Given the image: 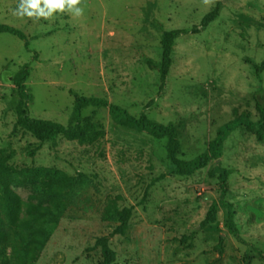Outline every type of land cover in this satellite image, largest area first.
Listing matches in <instances>:
<instances>
[{
    "label": "rangeland",
    "instance_id": "rangeland-1",
    "mask_svg": "<svg viewBox=\"0 0 264 264\" xmlns=\"http://www.w3.org/2000/svg\"><path fill=\"white\" fill-rule=\"evenodd\" d=\"M219 1V16L206 28L176 39L160 91L159 69H149L147 60L156 66L161 61L162 28H191ZM17 3L0 0V23L20 29L29 42L27 47L18 36L0 33V149L14 152L7 165L18 169L86 175L61 195L48 193L40 182L9 184L24 202L22 223L50 231L43 244L41 236L28 233L23 263L102 264L96 239L116 225L115 208L132 207L127 232L109 242L116 264H211L219 257L221 237L216 264H264V140L245 128L226 138L220 159L151 187L167 171L166 138L114 121L106 107L82 110V144L59 135L54 146L13 129L15 77L28 64L30 116L73 124V89L106 98L132 115L174 123L180 157L199 156L224 123L238 115L258 119L253 95L264 86V71L258 75L254 65L264 60V0H81L82 16L62 13L38 22L13 16ZM222 167L233 171L224 199L233 204L238 235L227 227L221 204L217 222L199 229L209 205L220 201Z\"/></svg>",
    "mask_w": 264,
    "mask_h": 264
},
{
    "label": "trees",
    "instance_id": "trees-1",
    "mask_svg": "<svg viewBox=\"0 0 264 264\" xmlns=\"http://www.w3.org/2000/svg\"><path fill=\"white\" fill-rule=\"evenodd\" d=\"M221 8L222 2L219 1L213 9L204 15L199 24L191 28L170 30L162 28L161 61L159 65L156 66L152 59L147 60L149 69H159L161 80L160 91L166 86L167 77L172 65V52L176 39L183 35L199 33L219 16ZM2 32L16 35L22 40H25V46L28 47L29 42L27 36L15 26L7 23H0V33ZM36 56L37 54H35V57ZM254 68L258 75L263 72L264 60L261 63L255 64ZM29 73L28 64H24L15 77L18 100L15 106L17 118L13 125L14 130L21 127L31 132L41 143L51 141L54 146L57 145V138L59 135H63L67 140L77 141L82 144L86 140V133L81 125L82 110L88 105L106 107L109 109L110 116L114 121L125 124L139 132L148 133L158 139L166 138L167 171L154 177L149 187L155 184V182L165 179L170 175H192L196 171L205 168L211 161L220 159L223 154L224 142L235 128L243 127L247 131L254 133L257 140H264V86L262 85L257 87L253 95L258 114L257 121H253L246 115L234 117L219 128L217 136L210 142L204 153L192 159H184L180 157L179 151L181 143L178 138L177 127L174 123L170 122L165 124L157 122L144 114L141 116L132 115L126 108L112 103L103 97L80 95L73 89H70L69 92L74 96L75 121L73 124L65 125L54 120L30 116L28 110L31 94L28 93L25 85ZM36 148L40 149L41 146L39 145ZM13 155V151L7 152L5 149H0V264H24L22 258L25 257V252L28 250L26 239L29 232L41 236V244H43L50 234V231L44 228L31 229L28 222L22 223L20 213L24 202L19 195L10 189L9 184L15 181L40 182L44 188H47L48 193L61 195L66 189H71L76 182L86 177L84 173H79L78 177H75L69 176L61 171L46 169L44 167H26L18 169L7 165V161H9ZM48 172L49 174H47ZM232 172L231 169L226 167L220 169L217 175L220 201H212L204 218L199 223V229H204L217 222L218 209L221 204L227 209V227L231 229L234 234L238 235L233 219V204L224 199L228 191V178ZM209 176L213 177L214 173L209 172ZM132 214V207L115 208L114 212L111 213L113 218L117 220L116 225L108 234L98 237L94 245V247H100L102 264H116V252L111 248L109 242L113 236L124 235L127 232ZM192 237L193 233L184 235L181 240H189ZM223 241V237H221L216 245V249L219 251V257L211 264H216L221 258L223 253ZM27 256L29 257L30 255Z\"/></svg>",
    "mask_w": 264,
    "mask_h": 264
},
{
    "label": "clouds",
    "instance_id": "clouds-1",
    "mask_svg": "<svg viewBox=\"0 0 264 264\" xmlns=\"http://www.w3.org/2000/svg\"><path fill=\"white\" fill-rule=\"evenodd\" d=\"M210 0H204L208 4ZM81 0H18L12 15L18 19L38 22L53 19L57 14L69 13L74 17L83 15Z\"/></svg>",
    "mask_w": 264,
    "mask_h": 264
}]
</instances>
